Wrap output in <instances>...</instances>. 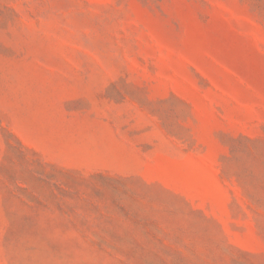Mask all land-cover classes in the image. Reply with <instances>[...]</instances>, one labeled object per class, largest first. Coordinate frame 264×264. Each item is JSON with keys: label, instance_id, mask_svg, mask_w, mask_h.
<instances>
[{"label": "rangeland", "instance_id": "374dc122", "mask_svg": "<svg viewBox=\"0 0 264 264\" xmlns=\"http://www.w3.org/2000/svg\"><path fill=\"white\" fill-rule=\"evenodd\" d=\"M0 264H264V0H0Z\"/></svg>", "mask_w": 264, "mask_h": 264}]
</instances>
